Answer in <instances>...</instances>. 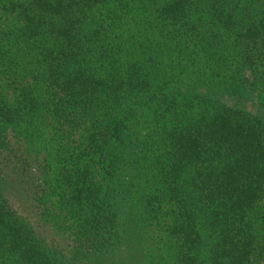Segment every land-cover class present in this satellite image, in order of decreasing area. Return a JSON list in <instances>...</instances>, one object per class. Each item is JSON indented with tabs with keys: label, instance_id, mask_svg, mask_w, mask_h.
I'll return each instance as SVG.
<instances>
[{
	"label": "trees",
	"instance_id": "1",
	"mask_svg": "<svg viewBox=\"0 0 264 264\" xmlns=\"http://www.w3.org/2000/svg\"><path fill=\"white\" fill-rule=\"evenodd\" d=\"M164 1L159 17L182 33L148 34L174 54L175 82L141 56L138 66L128 40L112 42V0H0V169L13 130L20 158L43 151L94 221L74 233L88 254L54 256L3 195L0 175V264H90L110 222L128 264H262L251 228L264 214V0ZM189 17L222 33L216 46L187 42L196 34L176 22Z\"/></svg>",
	"mask_w": 264,
	"mask_h": 264
},
{
	"label": "rangeland",
	"instance_id": "2",
	"mask_svg": "<svg viewBox=\"0 0 264 264\" xmlns=\"http://www.w3.org/2000/svg\"><path fill=\"white\" fill-rule=\"evenodd\" d=\"M203 2V0L195 1V7L197 9L202 8ZM164 3V0H158L156 3L153 0H112L104 8L106 11L104 20L105 18L107 20L104 22V27L109 30L118 27L114 30V33L110 31L113 39L112 42L117 43L116 35L120 39L128 40L125 41L127 43L126 46L128 49L134 51L133 55L138 66L139 56H141L142 62L149 69V72L153 71V75L158 76L160 81L170 76V80L174 79L175 82L180 77V72L182 71L176 67L175 61H171L174 54L171 52L168 55L160 54L158 48L154 46L152 36L148 34L154 26L157 27V30H159L160 26L163 35H170L171 32L172 34L182 33L179 25L173 30L175 24L172 20H167L166 17H159L160 12H157V8L160 5H164ZM138 16L139 20L135 21ZM88 18L89 24L99 25V16L89 15ZM139 22H141L138 25L139 32H133L132 30L128 32V30L133 29L135 23L138 24ZM183 22H189L190 33L196 34H191L187 42L192 44L195 42L199 46L203 45V50L213 48V44L216 46L213 35L220 36L222 33L213 26L210 32L207 33L205 31L206 19L203 20V24H200L199 27L193 26L191 17L187 21H178L176 24ZM127 33L128 37L125 36ZM209 55L207 54L205 57V66H207ZM192 69L193 67L189 70L190 74ZM163 71L168 74L166 73L163 76ZM248 108L252 110L250 105ZM14 136V131L10 130L7 137L11 145L8 153L10 157L6 160L3 159L0 169L1 185L4 190L2 191L3 195L9 200L13 209L31 225L37 236L36 243L43 250L48 253L50 252L54 256L57 253L58 257L66 259L74 257L77 253L79 257H84L85 253H89L85 237L83 233L78 234L77 237L74 233L77 232L76 227L79 224H94V221L89 216L90 212L93 214L91 205L84 203V209H82V206L75 197L76 193L72 191L71 185L58 176L56 170H54L55 166L53 163L46 164L45 153L43 151H41L42 154L40 156H25L21 159L22 155L20 154L23 149L20 145L22 143H16ZM46 145L49 151L55 150L50 142L46 143ZM23 147H25L24 143ZM86 162H88V158ZM88 198L89 201H92V196L88 195ZM261 205H264V201ZM115 207L119 213L124 212L120 200ZM123 214H120L119 217L123 218ZM159 225H161L162 229V225L164 224ZM111 227L112 223L110 222L108 228L104 229L102 235L99 236L101 240L96 245V248L100 250L90 251L92 256L90 264H128L129 254L131 253L128 252L127 247L123 246V243L119 242V239H111L113 236L109 231ZM251 229L257 241L256 245L262 248L264 246V214L260 215L258 221L254 220ZM157 234H161L159 229H157ZM83 239L84 241L82 242ZM76 243H80L83 248H80ZM130 244H132L131 239ZM75 246L77 249H74ZM131 252L132 258L136 257L133 246ZM259 257H261L262 264H264V254Z\"/></svg>",
	"mask_w": 264,
	"mask_h": 264
}]
</instances>
